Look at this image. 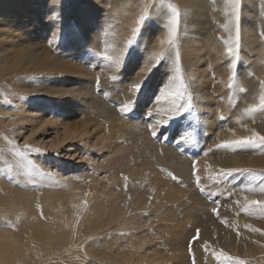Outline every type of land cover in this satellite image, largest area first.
<instances>
[{"label": "rangeland", "instance_id": "obj_1", "mask_svg": "<svg viewBox=\"0 0 264 264\" xmlns=\"http://www.w3.org/2000/svg\"><path fill=\"white\" fill-rule=\"evenodd\" d=\"M108 1L102 0L103 3ZM150 1L132 23V31L139 29L128 36L133 44L129 46L126 43V51L122 52L115 47L118 45L113 43L111 32L107 33L105 25H99V13L95 16L96 19L94 17V22L92 21V24L96 25V31L88 33L87 36H90L83 40L82 35L71 31V26L63 25L58 28L54 24L59 16L55 17L53 0L41 1L42 15L55 19L49 21L46 29L36 38L33 39L29 35L28 41L44 48L48 47L49 53L58 63L80 67L82 72L89 76L82 82L89 83L92 105L73 115V123L78 124L72 126L89 129L97 125L104 133L111 131L115 134L108 136L106 144L97 145L93 149L86 148L82 155L87 163L86 169L82 174L73 176L75 172L61 168L55 155L45 156L47 154L42 153L44 147L39 146L40 152H32L28 156L35 168L26 161L19 160L10 150L8 140H12L11 137L4 130H0V181L7 186V190L2 194L4 202L0 206V218L4 216L9 220L0 221V235L6 234L10 228L23 227L30 223L44 228L53 226L58 223L57 219L66 209V205L71 204L75 197H82L81 202L74 207L71 218L65 220V242L48 244L43 255H37L34 263L129 264L127 259L132 258L137 242L142 240L143 252H139L138 256V253H134V264H137V259L141 256L145 258L144 264H186L187 261L189 264H211L210 260L212 264H218L211 255L213 250L239 257L247 261V264H264V250L251 255H231L213 242L207 241L208 247L205 248L201 236L202 230L212 223L226 225L235 219L256 222L264 220V207L252 206L247 212L243 210L248 200L264 201V192L259 191V185L264 183V175H261L264 168H251L257 170L251 174L241 172L225 176L218 170L250 167H221L214 162L223 158L222 156L239 157L247 155L249 151L253 154H264V149L239 150L218 147L224 141L237 137L221 138L209 129V123L215 131L228 132L232 128L231 125H242L245 121H251L252 126L258 122L264 124V109L245 114L246 108L258 104L261 82L264 81V0H253L250 9L247 8L251 14L252 20L249 23L252 27L247 28L249 33L244 36L248 35L254 48L253 52L248 54L252 55L251 59L257 55L263 59V63L259 59V62L253 64L243 49L242 40V25L246 20L244 9L248 0H240L238 21L234 19L231 4L226 0H198L194 7L187 0H156L163 9L160 18L146 23L155 0ZM170 6H175L179 12L177 48L173 49L165 43L161 49L156 47L153 50L158 42L157 34L161 31L167 32L169 27ZM195 7L202 13H214L213 21L209 20V15H203L205 32L197 35V41L191 40L188 44L190 53L199 56L198 66L207 69V74L203 75L208 79V91L204 101H201L193 88L192 81L197 77H191L190 62L184 57L183 31L190 29L192 14L196 12ZM145 13V21L142 25L138 24L137 21ZM200 16L202 17V14ZM219 19L231 24L234 37L237 25L239 27L240 45L237 57L229 56L226 52V38L216 26L220 23ZM212 30L216 32L212 35L216 42L208 35ZM125 39L128 42L129 39ZM228 39L230 41L233 38ZM256 41L263 47L256 49ZM106 56L113 59L108 60ZM157 57H161L158 65ZM233 59L238 63L233 64ZM153 65L157 66L149 73L148 69ZM3 72L14 74L0 65V79ZM233 72L236 77L230 86ZM176 75L181 77L186 88L184 97H177L175 104L165 100L157 102L156 97L160 89ZM19 78L22 80V92L16 95L26 106L33 107L36 101L34 98L37 96L29 90V84L34 83V77L24 74ZM142 80V86L136 93L132 85ZM72 85L73 83L67 80L55 88L66 90ZM1 90L0 88V103L3 107L5 105L15 109V104L7 101L8 97ZM189 96L192 108L188 112L176 111L189 102ZM89 100L90 96L88 102ZM124 104H128L131 109L126 114L120 110ZM47 110L48 116L57 114L51 107H47ZM0 117L5 119L9 118V115L0 112ZM164 119H170V122L164 125L157 123ZM130 124L133 127L128 130L125 126ZM150 124L157 132L156 137H153L152 131L149 130ZM241 129L238 128L237 131ZM50 131V127H45L44 131L34 134L32 138H48ZM209 157L210 160H207ZM40 161L49 165L50 172L38 164ZM53 170L64 176L72 174L71 176L77 178L66 182L53 175ZM90 174L95 176L94 182H87ZM100 177L104 179L99 181ZM93 188L111 192L117 200L120 197L126 198L132 192L133 204L123 212L124 215H117L111 226L96 230L90 235L85 228L86 217L80 214L79 218V213L87 202V194L93 191ZM180 192L184 194L181 197ZM213 209L217 211L213 212ZM46 229L53 235L54 240H57L56 234L50 228ZM197 229L199 239L190 245L189 241L196 235ZM47 251H53L54 254H49L51 257L44 261L43 257ZM58 253L66 257L60 259ZM177 254H183L184 257Z\"/></svg>", "mask_w": 264, "mask_h": 264}, {"label": "bare ground", "instance_id": "obj_2", "mask_svg": "<svg viewBox=\"0 0 264 264\" xmlns=\"http://www.w3.org/2000/svg\"><path fill=\"white\" fill-rule=\"evenodd\" d=\"M41 1L42 0H0V65L6 70L10 69L14 73L13 75L11 73L9 75L8 72L2 73V78L0 79L2 83L0 85L4 82L5 84L0 86V88L2 89L1 92L8 97H5L7 101H11L16 107L15 109H11L10 107H5V105L3 107V104L0 103V112L9 115V118L5 119L0 117V130H4L17 146L19 145L21 148L25 144H29L33 148H38L39 146L44 147L45 150H43L42 153L47 154L45 156L55 155L57 161L61 164V168L72 169L75 172L73 176H77L78 174H82L86 169L87 163L82 156L84 150L86 148L93 149L97 145L106 144L108 142V136L115 134V132L111 133L110 131L106 134L97 125L89 129L72 126L73 124H78L73 123V115L80 113L82 110H86L92 105V94L88 86L89 83L82 82L87 80L89 76L88 74H84L80 67L58 63L57 59L49 53L48 47L44 48L37 43L35 44L28 41L29 35L33 37V39L36 38L41 31L46 29V26L49 25V21L55 19L49 18V20L42 15L43 9H41ZM252 1L253 0H248L247 6L244 9L246 20L242 25V40L243 49L247 52L246 54L249 56L250 60H252L251 63L253 64L259 59L263 63V59L259 58L260 56L258 55L251 59L252 55L248 53L253 52L254 48L249 41L250 38L248 35L244 36L249 33L247 28L251 29L252 27L249 23L252 20L251 14L247 9L251 7ZM150 2V0H109L106 3H103L102 0H53L55 17L59 16L58 21L53 22L58 28L63 25H68V27L71 26V31H73V33H79L82 35L81 38L83 40H87L84 38L88 33L91 34L92 31H96L94 27L96 25L92 23L94 22V17L99 13V15H97L100 18L99 25H105L107 33L111 32L110 36L112 35L111 39L113 43L115 42L118 45L115 47L119 48V51L122 52L126 49L127 41L125 38L129 39L128 36L133 32L131 27L135 17L141 9L145 8ZM187 2L193 7L198 4V0L197 2L196 0H187ZM195 9L196 12L192 14L190 29L183 31V38L185 40L184 57L190 62L189 72L191 77H197L192 81L193 88L196 94L201 98V101H204V97H206L208 91V79L203 75L207 74L205 73L207 69L198 66L199 56L190 53L188 44L191 40L197 41V35H202L205 32L206 23L203 19V15H209V17H211L209 20L213 21L212 16L214 13L213 11L202 13L196 7ZM162 11L163 9H161L155 0L146 23L150 22V20L159 19V15ZM201 14L202 17L200 16ZM201 19H203V21ZM219 20L220 23L216 26L220 29V33L223 34L226 40H229L228 38H234V31L231 24L227 23L225 20ZM53 22H51V24ZM109 25H112V27L110 28ZM101 29L100 27L99 30ZM145 32L147 33V31ZM215 33L216 32L212 30L208 34L211 36L213 42H216V39L212 37ZM89 36H87V38ZM91 36L93 38V35ZM157 40L158 42L156 41L157 43H155L153 50L156 47L161 49L162 46H164L167 40V32H159V34H157ZM162 41L164 42L162 43ZM257 44L256 49L263 47L259 42H257ZM87 46L89 47L88 44ZM223 71H225V69H223ZM24 74L34 77L33 82L35 84H29V90L37 96L34 98L36 101L33 107L26 106V104L21 101V98L16 95L22 92V89H20L22 88V80H20L19 77ZM247 79L248 78H246V80ZM67 80L73 83L70 89L62 90L55 88L56 85ZM89 96L90 100L88 102ZM36 102L44 104L39 105L36 104ZM36 107H38V109H36ZM47 107L54 109L57 114L48 116L49 112ZM45 127H50L51 130V135L48 138H32L34 134H40L41 131H44ZM125 127L130 130L133 126L130 124ZM230 127L232 128H230L229 132L225 130L215 131L212 124L209 123V129L221 138L249 135L253 129L261 135H264V124L259 122L252 126L251 121H245L242 122V125L235 124ZM238 128L242 129L237 131ZM4 145L6 146L5 143ZM32 157L34 158V156ZM222 157L223 158L214 161L216 165L221 167L264 168V154L262 152L253 154L249 151V153L244 156ZM210 158L211 157L207 158V160H210ZM41 162L42 161L38 164H40L43 169L50 172L49 165ZM51 173L57 178H60V180H66V182L72 181L73 178H77L71 176L72 174L64 176L57 170H53ZM103 179V177L98 178L99 181ZM90 181H95V176L92 174L87 177V182ZM6 190L7 186L3 185V182L0 181V206L3 205L4 199L2 194ZM88 194L87 196L85 195L87 202L82 206L83 209L81 208L82 212L79 213V218L80 214L86 217L85 228L90 235L96 230L111 226L115 217L117 215H124L123 212L127 210L130 204H133L132 192L124 199L120 197L119 200H117L111 192L101 188H93V191ZM183 195V192L179 193V197ZM81 200L82 197H75L71 204H67L66 209L60 213L57 219L58 223H55L53 226L50 225L44 228L35 223H30L23 227L10 228L6 234L0 235V264H37V262L34 263L33 261L37 259V255L39 257L43 255L42 253L48 244H63L66 240L64 237L65 235H63V229L66 227L65 225H67L65 220H67L68 217L69 219L71 218L74 207L80 203ZM1 217L0 221L2 222H6L5 220L8 219L4 216ZM245 225H251L262 231H251L249 228H246ZM46 228H50L56 234L57 240H54L55 238ZM80 228L81 226L78 223V229ZM202 231L201 236L203 242H213L231 255H251L264 250V220L256 222L253 220L235 219L226 225L212 223L211 225H207ZM142 244V240L137 242V247L134 248L133 252L131 251L133 255L134 253H138L136 255L138 256L139 252H143ZM49 254L52 255L54 253L53 251H47L43 257L44 261L51 257ZM58 255L60 254L58 253ZM133 255L132 258L127 259L129 264H134ZM177 255L182 258L184 257L183 254ZM63 257L65 258L66 256L60 255V259ZM144 259L145 258L142 256L139 257V259H137V264H144ZM209 263L212 264L213 262L210 260ZM186 264H189V261H187Z\"/></svg>", "mask_w": 264, "mask_h": 264}, {"label": "snow or ice", "instance_id": "obj_3", "mask_svg": "<svg viewBox=\"0 0 264 264\" xmlns=\"http://www.w3.org/2000/svg\"><path fill=\"white\" fill-rule=\"evenodd\" d=\"M226 2L231 4L232 7V15L234 19L238 21L239 19V4L240 0H226ZM171 7V17L169 21V27L167 29V40L166 43L171 46V48L176 49L177 48V43H176V38H177V32H178V25H179V12L175 6H170ZM147 16V13H145L144 16H141V18L137 21L138 24L142 25L143 22L145 21V18ZM134 33L138 32L139 29H134ZM164 41H162L163 43ZM128 45H132L133 41L131 39L128 40ZM226 44V52L229 56L232 57H237L238 52H239V45H240V34H239V27L237 25L236 28V34L235 37L228 41L226 40L224 42ZM163 54H161L162 57ZM161 57H157V65L160 63ZM108 60H112L113 58L111 56H106L105 57ZM119 59V58H118ZM176 59L177 63L179 62V52H176ZM238 63L236 59H233V64ZM157 65H153L152 68L148 69V72L150 73ZM177 72H179V68L177 67ZM236 77V73L233 72L232 77H230V86H231V81H233ZM146 79V76L145 78ZM144 80H142L139 83H135L132 85L133 91L136 93L139 91V89L142 86ZM97 83L99 84V78H97ZM186 92V88L184 86L183 80L179 75H176L174 77L170 78V82L162 87L160 89L159 94L156 97V101L159 102L161 100L165 101H170L173 104L176 102L177 97L183 98ZM192 108V103H191V97L189 96V102L182 106L181 109H177L176 111H184L188 112ZM259 109H264V81L261 82V94L259 96V102L258 104L255 105H250L248 108L245 109V114H251ZM121 112L123 113H128L131 109L128 104H124L120 108ZM170 122V119H164L161 121H157L158 124L164 125L168 124ZM149 130L152 131L153 137L157 136V132L155 131L153 125H149ZM184 137H182L183 139ZM8 144L11 145L10 150L12 151L13 155L17 157L19 160L26 161L27 164L31 165L33 168H35V165L32 163V161L28 158L29 154L32 152H40L41 150L39 148H33L29 144L23 145L22 148L17 147L15 142L12 140H8ZM218 147H223V148H233V149H239V150H245V149H264V135H261L254 129L251 130L249 135L237 137L232 140H227L224 141L222 144L218 145ZM37 171L39 169H36ZM193 174L195 175L196 169H195V163L193 165ZM257 170L251 169V168H235V169H219L218 172L225 175V176H230L232 173H254ZM261 175H264V172H261ZM175 178V177H174ZM197 183H199V178L197 177ZM259 191L264 192V183H261L259 185ZM213 195H215L213 193ZM252 206H259V207H264V201H258V200H248L246 201L244 211L247 212L249 211L250 207ZM216 209H213V212H216ZM246 228H249L251 231L254 232H261V229H257L252 227L251 225H245ZM199 239V229H197L196 235L192 237L191 241H189V244L193 241H196ZM205 248H207V242L205 243ZM191 251V247H190ZM211 255L215 258V260L218 262V264H231V262H235V264H247V261L240 259L239 257H233L228 255L227 253H224L223 251L216 252L213 250L211 252Z\"/></svg>", "mask_w": 264, "mask_h": 264}]
</instances>
